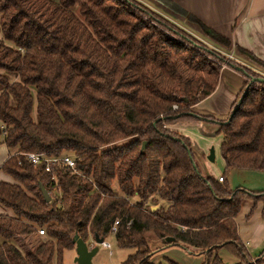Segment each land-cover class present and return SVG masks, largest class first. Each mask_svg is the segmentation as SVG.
Instances as JSON below:
<instances>
[{"label": "trees", "instance_id": "obj_1", "mask_svg": "<svg viewBox=\"0 0 264 264\" xmlns=\"http://www.w3.org/2000/svg\"><path fill=\"white\" fill-rule=\"evenodd\" d=\"M190 40L137 0H0V146L8 151L0 172L11 179L0 181V264H64L75 235L87 245L111 236L117 249L133 251L120 264H156L157 243L206 255L205 264H225L220 251L234 264H262L252 263L235 220L244 201L264 192L231 190L227 176L264 172V85L248 87L228 123L194 117L221 65L184 43H197ZM220 62L245 77L243 90L259 78ZM198 119L217 123L222 182L204 174L188 138L168 129ZM29 154L70 156L81 177L55 169L53 178ZM156 198L168 206L152 211ZM38 230L49 240L35 243Z\"/></svg>", "mask_w": 264, "mask_h": 264}, {"label": "crops", "instance_id": "obj_2", "mask_svg": "<svg viewBox=\"0 0 264 264\" xmlns=\"http://www.w3.org/2000/svg\"><path fill=\"white\" fill-rule=\"evenodd\" d=\"M137 1L181 29L189 31L191 35L202 36V38L215 45L217 49H220L226 57L231 55L241 66L250 68L253 71L257 67L247 57L238 53V48L250 52L258 60L264 62V0H167L175 9L166 7L156 0ZM180 12L189 14L191 19L188 20L179 15ZM192 19L229 40L230 47L224 48L205 37L199 26L192 22ZM245 81V77L237 69L231 66L229 68L222 66L215 91L208 98L192 107L193 114L198 118L209 117L218 121L226 120L244 93ZM216 124L198 119L191 122L176 123L169 126L168 129L190 140L196 161L202 165L204 174L217 180L223 172L215 175L207 161L212 144L210 138L216 130L218 131ZM192 129H198L199 135H190ZM221 141L222 137L219 139V152ZM205 151L207 155L204 153ZM243 172L241 171V173ZM232 173H236V171H232L229 175ZM261 174H264V172H261ZM0 181L5 180L0 178ZM156 199L160 203L163 202V208L168 206L166 201ZM235 222L238 237L249 255L256 257L264 252V199L244 201ZM90 243H92V240H90ZM165 248L169 247L163 249ZM219 253L225 264L235 263L234 257L226 251H220ZM160 257L165 259L164 255Z\"/></svg>", "mask_w": 264, "mask_h": 264}, {"label": "rangeland", "instance_id": "obj_3", "mask_svg": "<svg viewBox=\"0 0 264 264\" xmlns=\"http://www.w3.org/2000/svg\"><path fill=\"white\" fill-rule=\"evenodd\" d=\"M183 31L191 35L189 31L185 29H183ZM191 36L194 37L196 40H190V41L193 42L195 41L197 43L196 44L192 42L189 43L187 42L188 40L184 43L190 44L191 45L190 47L192 49H194L195 51L201 53L203 56L210 59L211 62L220 64L221 68L222 66H226L229 68V66L227 64H224L223 62L221 63L220 60L226 59V63H228L229 61H233L234 63L239 64V62H237L234 58L229 59L228 57H226L224 53L220 51V49H217L215 45L202 38V36H198L194 34ZM253 72L256 74V77L264 78V69L257 66L255 67V70ZM191 131H190L191 133L190 135L192 136L199 135L198 129L197 130L192 129ZM220 138L221 135L218 134L217 130L213 133V136L210 138L212 141L210 149L211 148L214 149V162L209 163V165L212 168V171L215 175L216 174L219 175L220 173L223 172L224 169L223 162L219 152ZM7 152L8 151L4 148V146H0V165L2 164V161L6 159L8 154ZM204 153L206 154V151ZM200 168L202 169L201 164H200ZM0 178H3L5 181H11L9 176H6L1 173H0ZM227 181L229 182L231 190L241 189V190H245L246 192H254V193L255 192L260 193L261 191L264 192V174H261V172H255V171L253 172V171L245 170L243 173H241V171H236V173H232L231 175L227 176ZM162 205L163 202L160 203L159 201H157L156 205H154V202L149 203V207H151L152 211L156 210L157 206L162 207ZM34 240L35 243H37L38 241L40 242L44 241L39 236H36ZM90 240H92V243H90L88 246L93 247L94 246L93 239L90 238ZM106 241L111 244V248L108 250L99 245L98 252L92 259L93 264H120L126 259L128 255H130L133 252L132 250L117 249L111 236ZM163 248L164 247L162 243H157L154 247L151 248L152 249L151 254H156L155 258L153 259V261L156 264L157 262H159L160 264H170L169 262L175 264H205L206 255L199 254L196 251H186L181 247L175 245L170 246L169 248H165V249ZM158 255L159 257H157ZM161 255H164L165 259L160 257ZM75 256H76L75 249L72 251L64 252V256H63L64 264H75L74 263ZM258 256L256 257L250 256L252 263H256V261H261V263L264 264V254L260 257Z\"/></svg>", "mask_w": 264, "mask_h": 264}, {"label": "water", "instance_id": "obj_4", "mask_svg": "<svg viewBox=\"0 0 264 264\" xmlns=\"http://www.w3.org/2000/svg\"><path fill=\"white\" fill-rule=\"evenodd\" d=\"M254 82H259L261 84H264V78H255V79H251L250 82L248 83L247 87L244 90V93L242 95V97L240 98V100L237 102V104L235 105V107L232 109L229 117L227 118V122L228 123L233 114L238 110V107L243 99V97L245 96L248 87L254 83ZM194 117L198 118L196 115L193 114ZM146 144L143 143L142 145V150L145 149ZM207 161L209 163H213L214 162V149H210L209 155L207 157ZM40 191L42 193V196L44 198L45 202H49L50 201V196L49 194L43 189L42 186H40ZM94 241V246L93 247H89L84 241H82L80 238H78V236H74L72 239V242L75 245V259H74V263L75 264H93L92 263V259L94 258V256L97 254L98 252V246L101 245L103 243L102 239H99L97 236L94 237L93 239ZM174 239L172 238H166L165 240H163V243H173Z\"/></svg>", "mask_w": 264, "mask_h": 264}, {"label": "built area", "instance_id": "obj_5", "mask_svg": "<svg viewBox=\"0 0 264 264\" xmlns=\"http://www.w3.org/2000/svg\"><path fill=\"white\" fill-rule=\"evenodd\" d=\"M228 58L233 59L231 55ZM27 160L33 166L43 165L45 172L50 173L53 176V178H55V169H64L65 171L69 172L70 175L81 177L78 169L75 166V162L70 156L47 157L42 154H29L27 155ZM82 178L85 179L84 177ZM218 182H222L221 177L218 178ZM117 225L118 222L117 221L114 222L111 229L112 233L116 232ZM37 236L41 237L44 241L49 240L44 230H38ZM100 246L108 250L111 248L110 244L107 241H103V243Z\"/></svg>", "mask_w": 264, "mask_h": 264}]
</instances>
